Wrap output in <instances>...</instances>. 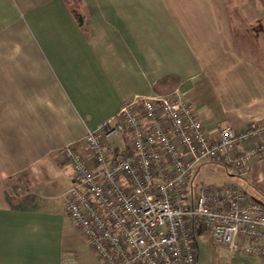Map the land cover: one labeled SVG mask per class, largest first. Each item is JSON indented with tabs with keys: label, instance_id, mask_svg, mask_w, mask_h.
<instances>
[{
	"label": "crops",
	"instance_id": "1",
	"mask_svg": "<svg viewBox=\"0 0 264 264\" xmlns=\"http://www.w3.org/2000/svg\"><path fill=\"white\" fill-rule=\"evenodd\" d=\"M76 1L0 0V264H75L86 241L65 215L62 150L125 102L179 94L209 128L264 121V37L242 50L223 41L209 0L198 12L185 0ZM232 174L224 184L264 200V158ZM216 250L224 264H264Z\"/></svg>",
	"mask_w": 264,
	"mask_h": 264
},
{
	"label": "built area",
	"instance_id": "2",
	"mask_svg": "<svg viewBox=\"0 0 264 264\" xmlns=\"http://www.w3.org/2000/svg\"><path fill=\"white\" fill-rule=\"evenodd\" d=\"M62 156L73 171L65 215L101 264H197L202 234L264 259V204L233 185L194 183L204 164L249 173L264 158V121L209 128L179 94L138 98Z\"/></svg>",
	"mask_w": 264,
	"mask_h": 264
},
{
	"label": "rangeland",
	"instance_id": "3",
	"mask_svg": "<svg viewBox=\"0 0 264 264\" xmlns=\"http://www.w3.org/2000/svg\"><path fill=\"white\" fill-rule=\"evenodd\" d=\"M70 1H72L74 5L75 3H77L76 0ZM257 1L260 2L262 0ZM206 4L207 5H205V7L207 9V13L204 12V14L212 17V19L214 20L213 25H215L217 29L216 31H218V33L221 35L220 38L223 41L229 40L230 42H232L234 47L238 46L240 50L244 49V47L242 46L250 44L251 40L258 47L261 46V40L264 37L262 31H259L260 28L256 29L249 27L245 19L247 18V16L250 18L253 13V20H255L256 18H258L259 20L255 21V24L261 26L262 19L264 24V16L261 17V14L264 13V8L261 4L251 5L247 3L246 0H209ZM201 7H203V5L198 4L197 0H185L186 12H190L189 9H193L194 11L198 12V8ZM205 24L210 28L209 22H205ZM215 27H213L212 29H214ZM253 51L255 52H253L251 55L258 56L261 55L262 50ZM62 170L64 181L69 180V167L66 165V167L62 168ZM194 175V183L196 185L223 186L225 180L235 179L234 175L227 167L219 164H204ZM232 182L235 183V181ZM10 191L12 192L13 190L10 189ZM18 194L19 193H12V195ZM257 201L264 203V200L259 197L257 198ZM183 205L185 206V209H189L191 205V199L189 198L188 200H185ZM77 235L78 237H80L79 234ZM86 242L82 241L76 248V253L73 255L75 264H100L90 245ZM197 249V264H224L220 260V254L222 251L217 252L216 247L207 234L198 235Z\"/></svg>",
	"mask_w": 264,
	"mask_h": 264
},
{
	"label": "trees",
	"instance_id": "4",
	"mask_svg": "<svg viewBox=\"0 0 264 264\" xmlns=\"http://www.w3.org/2000/svg\"><path fill=\"white\" fill-rule=\"evenodd\" d=\"M264 204V203H263Z\"/></svg>",
	"mask_w": 264,
	"mask_h": 264
}]
</instances>
